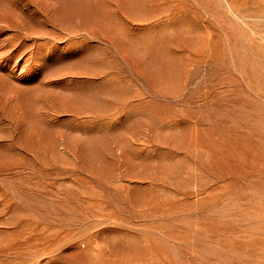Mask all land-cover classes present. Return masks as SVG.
Instances as JSON below:
<instances>
[{"label": "rangeland", "instance_id": "obj_1", "mask_svg": "<svg viewBox=\"0 0 264 264\" xmlns=\"http://www.w3.org/2000/svg\"><path fill=\"white\" fill-rule=\"evenodd\" d=\"M0 264H264V0H0Z\"/></svg>", "mask_w": 264, "mask_h": 264}]
</instances>
